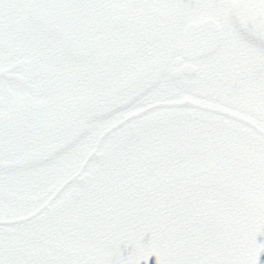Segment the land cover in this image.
<instances>
[{
	"label": "snow or ice",
	"instance_id": "obj_1",
	"mask_svg": "<svg viewBox=\"0 0 264 264\" xmlns=\"http://www.w3.org/2000/svg\"><path fill=\"white\" fill-rule=\"evenodd\" d=\"M0 264H264V0H0Z\"/></svg>",
	"mask_w": 264,
	"mask_h": 264
}]
</instances>
